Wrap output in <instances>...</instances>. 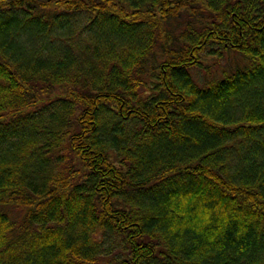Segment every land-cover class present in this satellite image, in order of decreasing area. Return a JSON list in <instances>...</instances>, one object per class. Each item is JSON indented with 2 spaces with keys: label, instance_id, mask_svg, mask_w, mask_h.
<instances>
[{
  "label": "trees",
  "instance_id": "trees-1",
  "mask_svg": "<svg viewBox=\"0 0 264 264\" xmlns=\"http://www.w3.org/2000/svg\"><path fill=\"white\" fill-rule=\"evenodd\" d=\"M0 264H264V0H0Z\"/></svg>",
  "mask_w": 264,
  "mask_h": 264
}]
</instances>
